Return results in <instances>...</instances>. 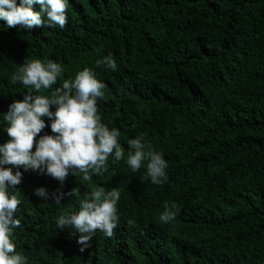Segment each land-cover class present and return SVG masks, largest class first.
<instances>
[{"label":"trees","instance_id":"1","mask_svg":"<svg viewBox=\"0 0 264 264\" xmlns=\"http://www.w3.org/2000/svg\"><path fill=\"white\" fill-rule=\"evenodd\" d=\"M67 3L63 29L8 28L0 20V145L10 140L4 114L31 90L10 76L27 59H50L64 71L40 94L50 97L63 80L91 69L105 85L98 115L119 130L125 155L109 157L108 172L87 181L13 168L22 173L9 189L21 201L17 252L28 264H264V0ZM109 55L115 71L96 66ZM43 119L37 143L55 135ZM140 136L167 162L163 185L126 163L128 141ZM99 187L119 189L118 225L111 238L98 230L81 252V233L58 229L56 219L78 212ZM38 188L79 193L57 205L34 195ZM166 202L179 214L164 224Z\"/></svg>","mask_w":264,"mask_h":264},{"label":"clouds","instance_id":"2","mask_svg":"<svg viewBox=\"0 0 264 264\" xmlns=\"http://www.w3.org/2000/svg\"><path fill=\"white\" fill-rule=\"evenodd\" d=\"M35 4L40 6V11L33 10ZM67 9V0H20L19 5L17 0H0V20L5 21L8 28L19 25L32 30L46 24L63 29L68 22ZM96 66L112 71L117 69L111 55L98 59ZM63 71L53 60L27 59L10 76L11 84L19 82L31 90L22 101L13 102L4 114L5 131L10 140L0 145V264H28V258L17 252L13 242L15 230L21 227V220L17 218L21 201L16 194H10L9 189H16L22 181V173L18 170L14 173L13 168L47 174L61 183L70 173L87 181L92 175L108 172L109 157L120 161L125 155L118 143L119 130L110 129L98 115L97 100L103 97L105 85L91 69L85 68L74 79L63 80L50 97L40 94L52 89ZM53 105L56 106L55 112L51 111ZM45 117L52 121L50 127L55 135L41 136L37 143V136L46 127ZM143 140L144 137L140 136L128 141L126 163L133 173L144 167L152 184L163 185L168 179L167 162L161 153ZM78 193L79 188L68 193L58 189L49 194L45 188L34 191L40 199L47 201L51 198L57 205L65 196ZM120 197L119 189H94L90 196L85 194L78 212L58 216L56 226L60 230L73 226L81 233L77 243L83 245L80 251L84 252L91 246L89 241L98 230L106 237L113 236L119 220L117 203ZM178 214L177 206H169L166 202L160 222L170 223ZM128 225L134 226L135 221L129 220Z\"/></svg>","mask_w":264,"mask_h":264}]
</instances>
